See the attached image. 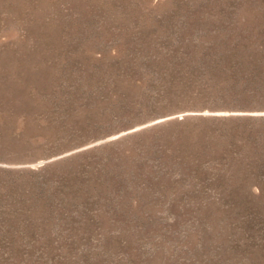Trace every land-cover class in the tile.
<instances>
[{"label": "rangeland", "instance_id": "1", "mask_svg": "<svg viewBox=\"0 0 264 264\" xmlns=\"http://www.w3.org/2000/svg\"><path fill=\"white\" fill-rule=\"evenodd\" d=\"M0 264H264V0H0Z\"/></svg>", "mask_w": 264, "mask_h": 264}]
</instances>
